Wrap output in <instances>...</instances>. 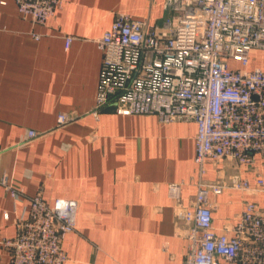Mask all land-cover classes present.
Wrapping results in <instances>:
<instances>
[{"label":"crops","instance_id":"0c3cea01","mask_svg":"<svg viewBox=\"0 0 264 264\" xmlns=\"http://www.w3.org/2000/svg\"><path fill=\"white\" fill-rule=\"evenodd\" d=\"M176 6L177 0H63L39 24L13 0L0 4V178L26 196L77 202L76 229L62 241L64 264H182L188 241L176 211L192 205L197 181L239 172L253 184L252 171L226 159L207 160L200 174L193 121L120 114L112 104L97 118L90 113L101 64L96 40L115 14L160 30ZM60 112L77 117L57 127ZM30 129L39 135L29 138ZM170 183L181 184L177 201ZM247 201L264 208V192L227 188L212 197L213 226L235 223ZM27 205L0 184V240L15 234ZM9 258L0 243V264Z\"/></svg>","mask_w":264,"mask_h":264},{"label":"built area","instance_id":"2783aa9c","mask_svg":"<svg viewBox=\"0 0 264 264\" xmlns=\"http://www.w3.org/2000/svg\"><path fill=\"white\" fill-rule=\"evenodd\" d=\"M13 1L22 16L39 24L63 6V0ZM96 44L101 64L90 112L95 118L112 104L120 114L193 121L201 175L207 160L221 159L253 172V184L239 172L197 181L192 205L176 211L188 241L182 264H264V208L247 201L232 225L218 231L212 224V197L224 189L264 192V67L248 68L251 51H264V0H177L160 30L118 12ZM76 117L60 112L56 126ZM38 135L28 130L29 138ZM0 184L13 199L28 201L15 220V234L0 240L10 252L9 264H64L62 241L76 229L77 202H49L40 192L26 196L6 176ZM180 186L168 185L176 201Z\"/></svg>","mask_w":264,"mask_h":264},{"label":"rangeland","instance_id":"374dc122","mask_svg":"<svg viewBox=\"0 0 264 264\" xmlns=\"http://www.w3.org/2000/svg\"><path fill=\"white\" fill-rule=\"evenodd\" d=\"M251 62L248 68L253 67H264V51L259 49H254L251 51ZM237 172V171H236Z\"/></svg>","mask_w":264,"mask_h":264}]
</instances>
